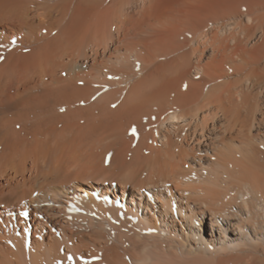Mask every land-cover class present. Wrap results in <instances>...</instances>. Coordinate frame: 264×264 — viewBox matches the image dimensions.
<instances>
[{
    "label": "bare ground",
    "instance_id": "obj_1",
    "mask_svg": "<svg viewBox=\"0 0 264 264\" xmlns=\"http://www.w3.org/2000/svg\"><path fill=\"white\" fill-rule=\"evenodd\" d=\"M0 220V264H264V0H0Z\"/></svg>",
    "mask_w": 264,
    "mask_h": 264
}]
</instances>
